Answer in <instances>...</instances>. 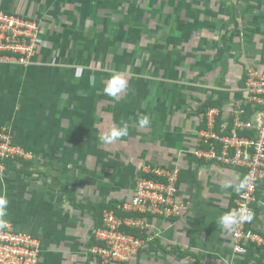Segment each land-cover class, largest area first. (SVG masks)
I'll use <instances>...</instances> for the list:
<instances>
[{
    "label": "crops",
    "instance_id": "obj_1",
    "mask_svg": "<svg viewBox=\"0 0 264 264\" xmlns=\"http://www.w3.org/2000/svg\"><path fill=\"white\" fill-rule=\"evenodd\" d=\"M111 1L80 0L79 14L93 23L64 37L39 20L43 45L36 63L0 64V127L23 133V145L33 152L0 175V193L9 201L5 220L41 239L39 264H105L87 249L95 224L87 204L117 206L133 196L146 165L177 166L182 215L153 218L156 236L147 247L129 262L107 264H226L232 231L215 221L235 209V188L245 175L197 160L191 151L204 125L203 105L211 103L221 121L228 119L242 99L247 69L264 72V0H164L162 7L146 0L156 24L174 20L176 31L163 45L145 46L149 69L139 71L128 48L140 46L133 38L139 29L113 21L126 12L111 10ZM51 3L56 6L55 0H0V7L35 14L34 7L44 12ZM66 46L75 52L63 54ZM129 70L119 96L106 95L111 75ZM144 116L150 124L141 128ZM114 125H126L128 136L103 143L99 137ZM257 197L251 223L264 233V180ZM236 264H264V248L251 247Z\"/></svg>",
    "mask_w": 264,
    "mask_h": 264
},
{
    "label": "built area",
    "instance_id": "obj_2",
    "mask_svg": "<svg viewBox=\"0 0 264 264\" xmlns=\"http://www.w3.org/2000/svg\"><path fill=\"white\" fill-rule=\"evenodd\" d=\"M41 34L39 19L0 7V64L36 63L35 57L43 45ZM241 92L242 99L230 109L228 119L219 122L220 110L207 108L191 153L197 160L242 169L247 186L238 194L235 209L246 206L254 214L258 183L264 180V72L249 67ZM14 157L30 159L33 152L15 143L13 135L2 128L0 158ZM4 171L0 162V175ZM143 171L146 175L136 178L133 196L116 208L104 209L101 225L92 229L98 243L88 252L102 263L131 261L155 238L156 233L150 231L153 218L179 217L186 208L178 196L177 166L146 165ZM6 221L7 227L0 228V264H39L41 239ZM231 238L232 256L226 264H236L237 257L251 247L264 248V233L253 228L251 220L237 225Z\"/></svg>",
    "mask_w": 264,
    "mask_h": 264
},
{
    "label": "rangeland",
    "instance_id": "obj_3",
    "mask_svg": "<svg viewBox=\"0 0 264 264\" xmlns=\"http://www.w3.org/2000/svg\"><path fill=\"white\" fill-rule=\"evenodd\" d=\"M79 2L80 0H55L56 6L48 4V7L43 12L42 10H39L38 7H34V11L37 10V13H27V12H20L22 14H26L29 16H33L34 18H39L43 22V24L46 26V28L50 30H60L62 37L67 36L70 34V30H79L84 28V30H88L90 26L92 25L93 21L90 18L91 16L88 15H82L79 14ZM110 5L111 10L117 11L120 7L123 11L126 12V15L123 17H118L117 14L112 15V20L119 22V24L123 25V23H126L127 25L138 27L139 31V37L135 36L132 32V30H129L128 33L131 35H134V37H137L139 42L137 43L140 46L135 45H129L128 48L133 50L135 52L134 58H133V66H136L135 69L138 71L141 69L147 70L149 69L147 66V57L150 56L151 52L150 50L145 48V46L148 43L155 42L160 44H165L167 37L174 34V31L176 29L173 28L175 25L174 20H170V22L166 25L164 24H156V19L153 18L152 12L150 9V6H147L146 0H112ZM121 3V5H120ZM137 3V4H136ZM164 3L163 1H158V6L162 7ZM54 4V3H53ZM136 4V8H135ZM39 11V12H38ZM148 14V15H147ZM156 17V16H155ZM84 19V20H83ZM160 21V20H158ZM134 22H137L138 24L135 25ZM115 28V26H112V29ZM101 30V28H99ZM174 29V30H173ZM59 31V32H60ZM130 31V32H129ZM114 31L112 30V34ZM108 34V33H107ZM57 36V35H56ZM54 38H56L54 36ZM67 38V37H66ZM58 39V38H56ZM53 39L52 41H54ZM63 54H73L75 52V49L72 50V48H69L68 46L62 47ZM108 65V64H105ZM106 69V66L103 67ZM100 68V69H103ZM130 68V66H129ZM130 70L126 73H121L125 78L130 77ZM133 74L140 75L141 73L134 72ZM128 79V78H127ZM101 83L96 81L93 83V87L98 89V92L100 91ZM96 89V91H97ZM91 102H98V100L91 99ZM2 128H6L14 137V142L18 143L22 146H27L25 143H23V133L16 132V128L13 126L11 127L9 124L3 125L0 127V130ZM27 138V137H26ZM22 143V144H21ZM24 144V145H23ZM24 146V147H25ZM26 148V147H25ZM28 149V148H26ZM29 150V149H28ZM31 151V150H30Z\"/></svg>",
    "mask_w": 264,
    "mask_h": 264
},
{
    "label": "clouds",
    "instance_id": "obj_4",
    "mask_svg": "<svg viewBox=\"0 0 264 264\" xmlns=\"http://www.w3.org/2000/svg\"><path fill=\"white\" fill-rule=\"evenodd\" d=\"M128 86L127 79L119 72H115L111 75L106 86L104 87V93L112 97H118L119 94ZM138 124L141 128L147 127L150 124V120L147 116L139 119ZM128 128L126 125L116 126L114 125L111 129L102 134L99 139L103 143H112L122 137L128 136ZM247 186V181L241 182L239 186L235 188L237 192ZM224 188L232 187L231 184L225 183L222 185ZM9 201L4 193H0V228L7 227V221L5 217L8 215ZM253 218V213L246 206L239 209H233L229 212L222 214L216 223H218L221 228L227 232L235 230V227L244 222L250 221Z\"/></svg>",
    "mask_w": 264,
    "mask_h": 264
},
{
    "label": "trees",
    "instance_id": "obj_5",
    "mask_svg": "<svg viewBox=\"0 0 264 264\" xmlns=\"http://www.w3.org/2000/svg\"><path fill=\"white\" fill-rule=\"evenodd\" d=\"M244 82H245V77H244ZM212 104L211 103H205L202 107V112H203V120H204V117H205V113H206V110L208 107H210ZM218 121L220 122L221 119L220 117L218 116ZM204 123V122H203ZM0 162L2 164H4L5 166V171H9V170H13V169H16L17 168V163H21V165L25 164L27 162L26 158H23V157H14V158H0ZM140 175H146L145 173H140ZM71 201L73 202L72 198H71ZM73 204L75 206H79V207H85L83 204H77V203H74ZM86 207H90V208H93V213H94V217H95V224L94 226H99L101 225V222H102V213L104 211V209L108 208H116L115 205H113L112 202H101V203H89L87 204ZM130 232H132L133 234H135L136 236H140V237H146V234H141L139 231L137 230H130ZM96 243H98L96 240H95V237L94 235L92 234L91 235V238H90V241L88 242L87 246L88 248L87 249H90L93 245H95Z\"/></svg>",
    "mask_w": 264,
    "mask_h": 264
}]
</instances>
